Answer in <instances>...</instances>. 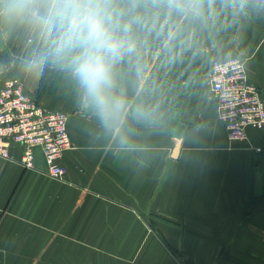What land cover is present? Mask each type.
Returning a JSON list of instances; mask_svg holds the SVG:
<instances>
[{"label": "crops", "instance_id": "obj_1", "mask_svg": "<svg viewBox=\"0 0 264 264\" xmlns=\"http://www.w3.org/2000/svg\"><path fill=\"white\" fill-rule=\"evenodd\" d=\"M140 2L118 68L130 107L107 126L68 74L26 69L36 31L0 23V81L65 111L72 143L62 180L40 150L33 170L0 157V264H264V130L231 143L208 80L212 57H239L264 100V0H202L198 17Z\"/></svg>", "mask_w": 264, "mask_h": 264}, {"label": "clouds", "instance_id": "obj_2", "mask_svg": "<svg viewBox=\"0 0 264 264\" xmlns=\"http://www.w3.org/2000/svg\"><path fill=\"white\" fill-rule=\"evenodd\" d=\"M170 11L198 17L202 0H166ZM140 0H0V23L23 24L44 40L28 71L51 63L68 74L104 125L118 123L129 109L118 85V68L138 52L135 28L142 22ZM138 119L148 112L138 109ZM125 144V137H120Z\"/></svg>", "mask_w": 264, "mask_h": 264}, {"label": "built area", "instance_id": "obj_3", "mask_svg": "<svg viewBox=\"0 0 264 264\" xmlns=\"http://www.w3.org/2000/svg\"><path fill=\"white\" fill-rule=\"evenodd\" d=\"M209 84L216 103L219 121L231 143L247 140L248 130H264V100L257 85L249 80L245 61L239 57H212ZM65 111L47 109L28 91L18 77L0 81V157L16 160L21 150V164L36 169L40 150L46 174L62 180L66 174L61 160L71 147ZM262 148H257L258 153Z\"/></svg>", "mask_w": 264, "mask_h": 264}, {"label": "water", "instance_id": "obj_4", "mask_svg": "<svg viewBox=\"0 0 264 264\" xmlns=\"http://www.w3.org/2000/svg\"><path fill=\"white\" fill-rule=\"evenodd\" d=\"M178 151H179V147H176V149H175V151H174V155H175V156L177 155Z\"/></svg>", "mask_w": 264, "mask_h": 264}]
</instances>
